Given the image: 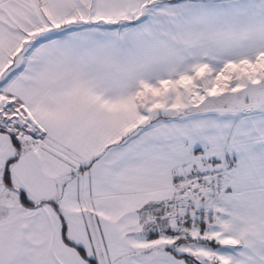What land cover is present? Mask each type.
Instances as JSON below:
<instances>
[{
	"label": "snow or ice",
	"instance_id": "obj_1",
	"mask_svg": "<svg viewBox=\"0 0 264 264\" xmlns=\"http://www.w3.org/2000/svg\"><path fill=\"white\" fill-rule=\"evenodd\" d=\"M0 264H264V0H0Z\"/></svg>",
	"mask_w": 264,
	"mask_h": 264
}]
</instances>
